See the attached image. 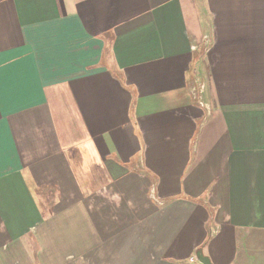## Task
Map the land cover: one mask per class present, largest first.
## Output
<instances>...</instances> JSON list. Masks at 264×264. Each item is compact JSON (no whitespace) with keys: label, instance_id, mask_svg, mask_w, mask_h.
I'll list each match as a JSON object with an SVG mask.
<instances>
[{"label":"crops","instance_id":"crops-1","mask_svg":"<svg viewBox=\"0 0 264 264\" xmlns=\"http://www.w3.org/2000/svg\"><path fill=\"white\" fill-rule=\"evenodd\" d=\"M260 243L264 0H0V264Z\"/></svg>","mask_w":264,"mask_h":264},{"label":"water","instance_id":"water-1","mask_svg":"<svg viewBox=\"0 0 264 264\" xmlns=\"http://www.w3.org/2000/svg\"><path fill=\"white\" fill-rule=\"evenodd\" d=\"M195 257L199 264H211L209 258L200 249L196 252Z\"/></svg>","mask_w":264,"mask_h":264},{"label":"rangeland","instance_id":"rangeland-1","mask_svg":"<svg viewBox=\"0 0 264 264\" xmlns=\"http://www.w3.org/2000/svg\"><path fill=\"white\" fill-rule=\"evenodd\" d=\"M202 69H203V67H202ZM196 81H197L198 84H199L201 81H203V79H202V78H201V79L199 78V79L196 80ZM251 245H254V244H246V243L244 244V246H251ZM262 245H264V243H260L259 246L261 247ZM255 246H256V245H255ZM193 259L195 260V262H197V261H196V257L193 256Z\"/></svg>","mask_w":264,"mask_h":264},{"label":"built area","instance_id":"built-area-1","mask_svg":"<svg viewBox=\"0 0 264 264\" xmlns=\"http://www.w3.org/2000/svg\"><path fill=\"white\" fill-rule=\"evenodd\" d=\"M193 258H191L190 260H192Z\"/></svg>","mask_w":264,"mask_h":264}]
</instances>
